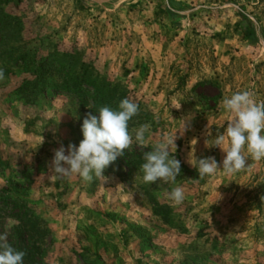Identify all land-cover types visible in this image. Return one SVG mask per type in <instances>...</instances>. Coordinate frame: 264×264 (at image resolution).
Wrapping results in <instances>:
<instances>
[{
	"label": "rangeland",
	"instance_id": "374dc122",
	"mask_svg": "<svg viewBox=\"0 0 264 264\" xmlns=\"http://www.w3.org/2000/svg\"><path fill=\"white\" fill-rule=\"evenodd\" d=\"M7 10L23 19L26 46L0 45V235L23 264H264V159L203 178L192 159L214 157L222 170L224 96L264 100V0H21ZM72 79L94 86L61 90ZM95 90L114 110L125 98L139 105L129 131L150 124L145 144L105 181L53 179L54 150L78 146L86 114H98ZM164 137L175 138L177 182L145 183L143 155ZM177 185L180 205L166 196Z\"/></svg>",
	"mask_w": 264,
	"mask_h": 264
},
{
	"label": "clouds",
	"instance_id": "9594fccd",
	"mask_svg": "<svg viewBox=\"0 0 264 264\" xmlns=\"http://www.w3.org/2000/svg\"><path fill=\"white\" fill-rule=\"evenodd\" d=\"M3 79L4 71L0 69V80ZM219 104L231 115L223 133L214 140V146L224 153L222 170H219L221 165L214 157L197 159L193 155L200 178L218 171L233 175L247 169L249 157L255 161L264 159V100H257L251 90H242L224 96ZM138 114L139 105L127 98L119 102L116 110L103 106L98 114L87 113L81 126L83 139L78 146L69 143L65 149L61 144L54 150L49 166L50 176L63 179L77 175L87 183H92L94 178L105 181L107 178L103 172L110 164L122 157L134 142L145 144L146 133L151 130L150 124L129 131V121ZM174 140L164 137L151 151L144 153L140 171L145 183L152 184L158 180L173 184L177 182L181 163L170 155V148H175ZM166 196L173 204L180 205L185 198L184 189L177 185L167 191ZM25 255L24 251L7 243L6 235H0V264H23Z\"/></svg>",
	"mask_w": 264,
	"mask_h": 264
},
{
	"label": "trees",
	"instance_id": "16d2710c",
	"mask_svg": "<svg viewBox=\"0 0 264 264\" xmlns=\"http://www.w3.org/2000/svg\"><path fill=\"white\" fill-rule=\"evenodd\" d=\"M20 2L21 0H0V45L6 44L5 46H8L9 44L14 43L15 45L13 47H9L11 48L9 51L11 52V54H17L19 50L24 49L26 46L25 45L26 43L23 44L22 41H20L21 39L18 38V34L22 27L23 19H21L20 17H18V15H15L14 13H8V10H7V9L17 8ZM169 12H170V16L173 17L174 15L173 12L171 10H169ZM242 21L243 22L247 21L243 14H242ZM245 37L248 39L254 40L255 38L254 31L252 30L250 33H247ZM69 73L70 71L67 73V76L70 77ZM71 78L72 77H70V79ZM38 83H39L38 79L33 81L31 83L30 89L33 90L34 87L39 85ZM83 85L91 87V88L92 86H94L92 83H90L86 79L80 80V81L72 79L71 81L68 80L64 82L61 90L72 92V93L74 92L77 94H82L81 86ZM203 85H205V83ZM99 93L100 92L98 90H95L96 97L93 99L95 109L101 108L103 106H109V103L105 102L106 100L103 99L107 97L100 96ZM218 96H220V93ZM99 98H102V101ZM31 260H32L31 262H33L34 264L33 259ZM37 264H43V263L40 260Z\"/></svg>",
	"mask_w": 264,
	"mask_h": 264
}]
</instances>
